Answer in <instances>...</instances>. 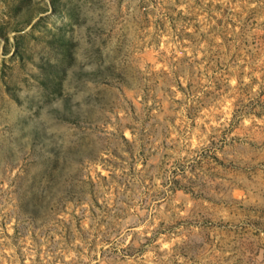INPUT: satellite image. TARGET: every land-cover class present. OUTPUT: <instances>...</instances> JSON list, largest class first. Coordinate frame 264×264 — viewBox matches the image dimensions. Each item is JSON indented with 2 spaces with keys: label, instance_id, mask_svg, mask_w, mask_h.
Segmentation results:
<instances>
[{
  "label": "rangeland",
  "instance_id": "obj_1",
  "mask_svg": "<svg viewBox=\"0 0 264 264\" xmlns=\"http://www.w3.org/2000/svg\"><path fill=\"white\" fill-rule=\"evenodd\" d=\"M0 264H264V0H0Z\"/></svg>",
  "mask_w": 264,
  "mask_h": 264
}]
</instances>
